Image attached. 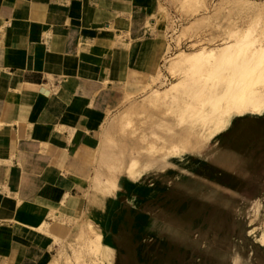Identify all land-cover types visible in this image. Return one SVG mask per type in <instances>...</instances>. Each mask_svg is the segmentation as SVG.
I'll return each instance as SVG.
<instances>
[{"label": "crops", "instance_id": "0c3cea01", "mask_svg": "<svg viewBox=\"0 0 264 264\" xmlns=\"http://www.w3.org/2000/svg\"><path fill=\"white\" fill-rule=\"evenodd\" d=\"M160 4L0 0V264H48L53 241L63 237L53 230L57 219L85 216L87 178L91 183L101 170L98 162L92 175L86 164L98 160L102 125L126 91H140L167 51ZM246 121L258 126L264 115L239 118L238 129ZM205 152L175 158L163 174L173 175L169 192L187 212L197 199L198 160L213 159ZM242 153L257 162V151ZM137 181L122 178L105 220L93 222L116 244L115 237L135 233L150 196L159 194ZM43 223L54 234L40 230Z\"/></svg>", "mask_w": 264, "mask_h": 264}, {"label": "bare ground", "instance_id": "6f19581e", "mask_svg": "<svg viewBox=\"0 0 264 264\" xmlns=\"http://www.w3.org/2000/svg\"><path fill=\"white\" fill-rule=\"evenodd\" d=\"M177 1L181 7L197 2L195 7L189 6L191 11L205 7V0ZM224 10L226 13L222 20L228 19L234 10H239L250 16L249 25L242 28L236 23H222L218 19ZM209 25L217 30L216 34L205 37L212 42L211 45L199 44L202 38H196L190 49H179L164 58L163 66L174 78L173 81L162 88H154L153 84L162 73L160 66L156 67L148 74L140 89L145 90L144 93L135 97L136 93L126 91L121 101L124 106L107 121L104 133L106 143L100 148L98 162L99 166L107 162L109 171L105 173L98 168L95 170L91 178L85 216L77 219L61 216L55 223V231L69 235L67 242L72 250L73 260H76L81 251L80 242H86L90 255L87 259L76 260V263L97 264V256L103 264H117L121 247L109 239L104 228L93 223V210H96L100 218H106L111 202L122 189V178L133 183L139 178L148 177L154 171L157 176H163L172 160L193 153L206 151V154L213 155L215 159L220 147L218 145L233 136L238 128L239 118L264 115V0H219L208 11L199 12L189 19L175 40L178 42L179 36L194 37L197 31ZM220 134H224L223 138L217 140L216 137ZM117 141L120 142L119 146ZM212 141L214 143L210 144ZM115 146L118 149L116 153L110 150ZM239 154L241 158L246 155L242 152ZM172 186L174 185L169 184L166 190ZM147 194L144 192L143 195ZM262 198L264 199V194L252 200L255 214L249 219L247 233L264 252V217L256 222ZM107 221L110 222L109 217ZM114 224L113 230L116 227ZM48 227L49 224L43 223L39 229L54 234ZM215 250L214 255L220 257L221 251ZM91 253L96 256L90 257ZM72 258L58 254V259L52 257L48 264H73ZM238 262V255L231 252L228 264Z\"/></svg>", "mask_w": 264, "mask_h": 264}, {"label": "rangeland", "instance_id": "374dc122", "mask_svg": "<svg viewBox=\"0 0 264 264\" xmlns=\"http://www.w3.org/2000/svg\"><path fill=\"white\" fill-rule=\"evenodd\" d=\"M160 1L163 5L161 12L165 14L168 45L160 65L162 73L157 82L153 84L154 88H162L174 80L163 66L164 58L167 55H171L179 49H190L192 42L196 38H202L199 44L211 45L212 42L206 38L217 33V30L212 25H209L202 27L194 37L179 36V41L176 42L175 40L182 26L189 19L197 16L199 12L208 11L219 0H205V7L199 8L197 11L189 9L190 5L192 7L197 5L195 1L190 3V5H182V7L179 6L177 0ZM225 13V10L222 11L218 20H222V16ZM249 18L250 16L245 15V13L243 14L239 10H234L228 19L222 20V23H236L243 28L249 25ZM255 21L257 24V19ZM144 91H139L134 96L139 97ZM123 106L120 103L114 111L107 115L102 125L101 137L99 136V144L101 143L102 148L106 143L104 133L107 121ZM238 128L233 136H230L228 140L226 139V141L218 145L221 148L217 149L215 159L213 158L210 162L205 161V158L198 160V196H196L197 199L193 202L192 210L185 211L186 207L184 205L187 203L185 204L179 196L170 194L172 192H169V188L165 190L168 184L173 181V175L159 177L154 171L153 174L148 176L149 178L138 179L140 183H143L144 188L148 187L147 189H150V191L154 190L159 194L158 196H150L146 207L147 213L142 218H139L140 221L138 222V227L135 229V233L130 232L124 238L115 237L118 246L123 248L119 252L117 264H228L231 252L238 255V264H264V252L253 241L252 236L247 233L249 219L255 214L252 200L254 197L264 194V125L257 126V122L246 121L240 129ZM119 144L120 142L117 141V146ZM244 149H249L252 155L257 151V155L259 154V156L256 163L252 164L251 158L244 160V156L242 158L239 157V153ZM110 150L116 153L118 149L115 146ZM241 161H244L242 165ZM96 166H98V160H95L94 163L86 164L87 170L91 168L92 175ZM100 167L105 173L109 171L107 162L103 163ZM87 175L89 176V173ZM86 184V188L88 186L90 189V177L87 178ZM161 188L162 190H160ZM162 191L167 192L165 197L161 194ZM262 200V204L258 206L257 223L264 217V199L262 198ZM183 208L184 210L181 211ZM93 215L94 221L101 224L95 211H93ZM181 233L183 234L182 236ZM62 234L63 237L61 239L57 238L58 240L53 241V254H56L53 258L58 259V254L72 258V250L67 242L69 235L66 233ZM136 235L140 238H137ZM224 237L225 240H223ZM85 243V241L80 242L82 247L76 260H80V258L87 259V256L90 255ZM172 245L175 250L172 248ZM152 247L153 249H151ZM215 249L218 252L221 251L220 257L214 255ZM62 251L63 253H61ZM94 256H96L95 253H91L90 257ZM95 258H97L95 261L97 264H103V261L98 259L97 256ZM76 260L72 258L73 264H78Z\"/></svg>", "mask_w": 264, "mask_h": 264}]
</instances>
